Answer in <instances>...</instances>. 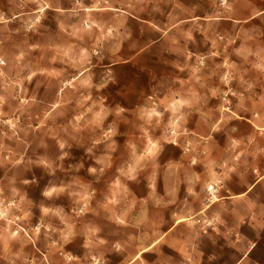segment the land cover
I'll return each mask as SVG.
<instances>
[{
  "label": "crops",
  "instance_id": "0c3cea01",
  "mask_svg": "<svg viewBox=\"0 0 264 264\" xmlns=\"http://www.w3.org/2000/svg\"><path fill=\"white\" fill-rule=\"evenodd\" d=\"M88 3L78 11L79 24L87 20L88 79L96 84L102 67L104 91L117 88L138 115L150 96L158 103L151 139L135 146L152 150L147 189L136 192L134 212L109 191L95 196L84 227L92 232L78 244L63 237L68 227L56 247L0 238V264H264V0ZM1 5L15 16V0ZM177 118L183 132L168 135ZM112 226L135 234L113 240Z\"/></svg>",
  "mask_w": 264,
  "mask_h": 264
},
{
  "label": "rangeland",
  "instance_id": "374dc122",
  "mask_svg": "<svg viewBox=\"0 0 264 264\" xmlns=\"http://www.w3.org/2000/svg\"><path fill=\"white\" fill-rule=\"evenodd\" d=\"M91 6L88 0H15V16L0 6L1 239H48L56 247L68 227L63 237L78 244L92 232L84 227L95 196L109 191L111 202L133 203L134 212L136 192L147 189L141 179L150 173L152 150L135 146L151 139L158 103L150 96L138 115L114 95L117 88L104 91L102 67L96 84L88 79L87 20L81 26L78 11ZM179 126L172 119L166 133L183 132ZM199 217L192 220L206 234ZM106 232L113 240L135 234L114 226ZM144 233L151 238L152 231Z\"/></svg>",
  "mask_w": 264,
  "mask_h": 264
},
{
  "label": "built area",
  "instance_id": "2783aa9c",
  "mask_svg": "<svg viewBox=\"0 0 264 264\" xmlns=\"http://www.w3.org/2000/svg\"><path fill=\"white\" fill-rule=\"evenodd\" d=\"M228 95H229V93L227 94V95H225V97H224V100H225V108L226 109H229L230 108V100H228L226 97H228ZM190 149H187V151H189ZM219 188H220V186L218 185V183H214V184H212V185H210V186H208V188H207V190H208V192H209V194H210V198H214V196L218 193V191H219ZM197 222L198 223H203V228H202V230L204 231V232H207V229H206V227L209 225L208 223H206V221L204 220V221H202L200 218H198L197 219Z\"/></svg>",
  "mask_w": 264,
  "mask_h": 264
}]
</instances>
